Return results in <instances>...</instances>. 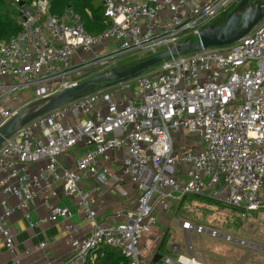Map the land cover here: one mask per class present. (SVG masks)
Instances as JSON below:
<instances>
[{"label": "built area", "instance_id": "obj_1", "mask_svg": "<svg viewBox=\"0 0 264 264\" xmlns=\"http://www.w3.org/2000/svg\"><path fill=\"white\" fill-rule=\"evenodd\" d=\"M242 0H104L105 30L92 35L72 9L50 14V0H13L19 33L0 43V127L27 102L28 86L40 99L70 89L101 73L117 70L125 56L154 57L223 20ZM220 25V24H219ZM182 131L183 144L173 135ZM84 154L75 168L61 157ZM126 151L122 172L138 192L121 223L100 224L96 206L104 194L111 154ZM0 236L20 264L8 219L28 211L39 196L50 215L31 226L56 222L70 238L69 264H97L103 248L118 250L128 264L143 260L141 239L165 213L188 196H198L243 215L264 204V17L231 45L177 55L136 79L98 89L32 121L0 148ZM93 178L85 191L81 182ZM61 184L76 201L89 236H75L69 208L51 205ZM8 197L16 206L10 207ZM185 234L209 235L228 243L264 247L189 221ZM46 246L42 243L39 247ZM161 264H206L187 254Z\"/></svg>", "mask_w": 264, "mask_h": 264}, {"label": "crops", "instance_id": "obj_2", "mask_svg": "<svg viewBox=\"0 0 264 264\" xmlns=\"http://www.w3.org/2000/svg\"><path fill=\"white\" fill-rule=\"evenodd\" d=\"M27 98L30 99V96ZM27 98L22 99L24 101L26 100L28 103L31 100ZM83 154V149H75L69 155L61 157V162L66 167L74 169L76 160L82 157ZM125 156L126 151L112 153V161L107 163L109 176L102 186L104 194L99 198L96 206L97 221L100 224L121 223L125 220V210L135 206L138 192L130 179L122 172V161ZM96 183L95 179L89 178L81 182V187L87 191L91 185H95ZM55 189L58 196L50 200L51 205L69 208L73 214L69 222L76 225L78 228V232L75 236H89L93 228L85 221L84 214L76 201L66 198L63 195V187L61 184H57ZM3 198L4 195L0 192V202ZM7 202L10 207H14L17 204L14 197H8ZM176 205L177 203L173 207ZM49 215L50 209L44 202V197L39 196L32 202L28 211H18L8 219L10 229L14 233L18 231V234L15 236V245L20 264H69V261L73 258V250L69 244L70 238L65 236L63 232V228L68 221L59 219L56 222L31 226V223L46 218ZM166 217H169V211L159 213L158 225L151 229V231L141 239L142 258L150 264H153L152 261L156 259L158 255H160L161 258L167 255L162 253L166 246L161 250L167 237L162 235V231L159 227L163 225V218ZM42 243L46 244L43 249L39 247ZM173 247L178 251V254H181L179 253L180 248L178 246ZM173 247L171 248L172 251ZM105 249L107 248H103L100 250L101 252L98 251V253L95 254L98 263L107 259H110L112 264L125 263V260L117 259L115 256L106 253V251H104ZM172 251L170 254L173 253ZM250 254L251 252L249 251L248 255ZM161 258L157 264L161 263ZM0 264H15L14 258L8 253L4 246L1 236Z\"/></svg>", "mask_w": 264, "mask_h": 264}, {"label": "rangeland", "instance_id": "obj_3", "mask_svg": "<svg viewBox=\"0 0 264 264\" xmlns=\"http://www.w3.org/2000/svg\"><path fill=\"white\" fill-rule=\"evenodd\" d=\"M190 53H182L181 55ZM147 56V53L125 56L121 60L120 66L142 61ZM158 66L152 69H156ZM34 91L33 86H28L20 94V98L30 96V99L27 98L31 100L28 103L34 102L37 100L36 97H33ZM173 138L177 144L184 146L182 131L173 135ZM183 201L179 207V204L172 207L169 211L170 218H163V225L159 226L162 235L167 237L163 254L171 256L173 246L180 248L179 253L187 254L188 244H190L194 257L206 264H264V253L260 250L252 251L248 255L247 246L228 243L206 234L198 236L196 233H190L187 236L180 225L183 221H189L192 224L201 225L207 230H216L219 233L264 247V204L259 211L248 212L243 215L240 211L226 208L201 197L188 196Z\"/></svg>", "mask_w": 264, "mask_h": 264}, {"label": "water", "instance_id": "obj_4", "mask_svg": "<svg viewBox=\"0 0 264 264\" xmlns=\"http://www.w3.org/2000/svg\"><path fill=\"white\" fill-rule=\"evenodd\" d=\"M263 6L264 0H242L220 25L215 23L167 51L130 65L120 66L116 71L101 73L75 87L26 104L0 127V148L5 140L32 121L73 103L88 93L132 81L172 56L233 44L248 34L262 20L264 16ZM160 258L161 256L158 255L152 263L157 264Z\"/></svg>", "mask_w": 264, "mask_h": 264}, {"label": "trees", "instance_id": "obj_5", "mask_svg": "<svg viewBox=\"0 0 264 264\" xmlns=\"http://www.w3.org/2000/svg\"><path fill=\"white\" fill-rule=\"evenodd\" d=\"M50 5V14L55 17H59L66 10L72 9L81 17L85 29L92 35H98L106 28L104 0H50ZM18 21L19 14L16 11L13 0H0V43L9 41L19 33L20 27ZM221 23L222 22L219 24ZM165 246L166 240L161 250H163ZM104 251L109 255L115 256L117 259L125 260V263L121 264H128L127 259H125L118 250L107 248ZM97 264H112V262L110 259H107L101 263L97 262Z\"/></svg>", "mask_w": 264, "mask_h": 264}]
</instances>
